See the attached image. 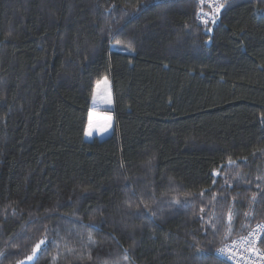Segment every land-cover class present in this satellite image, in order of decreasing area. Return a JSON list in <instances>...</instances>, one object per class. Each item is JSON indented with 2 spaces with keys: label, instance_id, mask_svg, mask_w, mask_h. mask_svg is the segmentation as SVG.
<instances>
[{
  "label": "trees",
  "instance_id": "16d2710c",
  "mask_svg": "<svg viewBox=\"0 0 264 264\" xmlns=\"http://www.w3.org/2000/svg\"><path fill=\"white\" fill-rule=\"evenodd\" d=\"M157 4L0 0V264H230L264 225V0Z\"/></svg>",
  "mask_w": 264,
  "mask_h": 264
},
{
  "label": "snow or ice",
  "instance_id": "6c2138e0",
  "mask_svg": "<svg viewBox=\"0 0 264 264\" xmlns=\"http://www.w3.org/2000/svg\"><path fill=\"white\" fill-rule=\"evenodd\" d=\"M171 2V0H160V4H165V3H169ZM201 4H203L205 2V0H200ZM160 4H157L156 6L159 7ZM147 5H141L140 7H146ZM211 6L213 7L214 11L211 13H201L202 16H208L211 20V22L214 24L216 19L218 18L217 14L220 12V10L222 8H224V4L223 3H213L211 4ZM127 14V13H125ZM205 24L208 23V20H204L203 21ZM101 103L104 104H111L112 103V99H111V93L109 92L106 96H102L100 99ZM92 103L95 105L97 104V97L94 95L92 98ZM107 120H110L111 117H107ZM91 134V133H89ZM229 163H232V161H229ZM253 201H255V197L252 198ZM175 203H179V201H175ZM145 208H147V205H145ZM152 216H155V213H151ZM228 219H229V225H231V221L233 220V214L231 212H229L228 214ZM258 228L264 229V225H258ZM89 241L90 242H94L92 241L91 236H89ZM264 242V233H260L257 234L255 232L250 233L248 238H241L240 243L244 244V245H248L249 247H246L244 249V251H248L253 253L256 256H260L261 259H264V249H257L256 247H254L257 243H261ZM41 245H44V249H41ZM15 246V245H13ZM48 247V243L46 242V240H41L39 243H37L35 245V247L32 250V254L30 256L27 257L28 261H32L33 264H39V259L40 256L43 255V252L47 250ZM219 254L223 255L225 254V249L224 248H220L218 250H216ZM231 251V250H229ZM235 255H238V253H234L232 256H230V258L234 259ZM5 253L0 252V257H4ZM202 258H207L205 254H201ZM89 258H91L89 256ZM19 264H24V261H20Z\"/></svg>",
  "mask_w": 264,
  "mask_h": 264
},
{
  "label": "rangeland",
  "instance_id": "374dc122",
  "mask_svg": "<svg viewBox=\"0 0 264 264\" xmlns=\"http://www.w3.org/2000/svg\"><path fill=\"white\" fill-rule=\"evenodd\" d=\"M111 93V104H104L100 102L102 96H106L108 93ZM94 95L97 97V104L91 105V111L89 113L88 126L86 129V140L93 141L94 139H106L108 138L114 129L115 118H114V109L115 103L112 93L111 83L108 78L102 79L97 83L94 91ZM93 95V96H94ZM107 117H111L110 120H107ZM91 133V134H89ZM32 261L25 260L24 264L30 263Z\"/></svg>",
  "mask_w": 264,
  "mask_h": 264
},
{
  "label": "built area",
  "instance_id": "2783aa9c",
  "mask_svg": "<svg viewBox=\"0 0 264 264\" xmlns=\"http://www.w3.org/2000/svg\"><path fill=\"white\" fill-rule=\"evenodd\" d=\"M225 1H227V0H205V2L203 3V5L205 7V10L203 11V13H211L214 11L211 4L216 3V2L224 3ZM201 13H199V15L197 17L198 22L205 25V26L212 25L213 23L211 22L210 18L208 16H202ZM204 20H208V23L205 24L203 22ZM216 21H217V19H216ZM216 21H215V23H216ZM253 232H255L257 234L264 233V229L258 228V225H256L250 231V233H253ZM250 233H248L247 235H245L242 238H248ZM240 241H241V238L235 239L232 242H229V243L221 246L220 248H224L226 251H225V254H223V255H221L217 252L218 258L225 261V262H228L230 264H264V259H261L260 256H256L251 252L244 251V249L246 247H249V246L240 243ZM260 244L261 243H257L254 247H256L257 249H261ZM229 250H231V251H229ZM234 253H238V255H235L234 259L230 258V256H232Z\"/></svg>",
  "mask_w": 264,
  "mask_h": 264
}]
</instances>
